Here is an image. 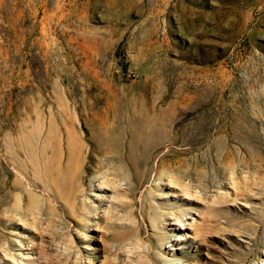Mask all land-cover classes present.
Wrapping results in <instances>:
<instances>
[{"label":"rangeland","instance_id":"obj_1","mask_svg":"<svg viewBox=\"0 0 264 264\" xmlns=\"http://www.w3.org/2000/svg\"><path fill=\"white\" fill-rule=\"evenodd\" d=\"M0 264H264V0H0Z\"/></svg>","mask_w":264,"mask_h":264},{"label":"bare ground","instance_id":"obj_2","mask_svg":"<svg viewBox=\"0 0 264 264\" xmlns=\"http://www.w3.org/2000/svg\"><path fill=\"white\" fill-rule=\"evenodd\" d=\"M101 135H103V134H101ZM145 137L146 136L140 131L128 130V131L123 132V133H118V136H116L112 133H109V134L105 133V135H103L102 138H100V137L99 138L101 139L100 144L102 142V143H104V145L106 143L108 146H110L109 147L110 149H108V152L111 153L109 155V157H113V158H116L118 160H122L123 158L124 159L129 158L131 156L130 155V145L133 143L137 144L140 151H141V153L139 151L138 156L144 155L143 159H137V164L144 163V164L148 165V164H150L149 163L150 160L156 156V151L159 148H154V149L149 150V152H147L146 148H145L146 146L144 145V141H143ZM175 138H176V136H175ZM113 145H118L117 146L118 149L116 151H112ZM100 147L102 148V145L97 147V150H99L98 148H100ZM78 157H79L78 161H80L81 157H82V149L79 150Z\"/></svg>","mask_w":264,"mask_h":264}]
</instances>
